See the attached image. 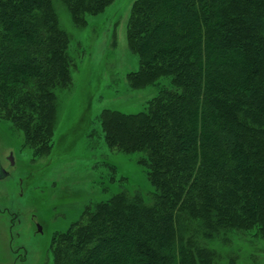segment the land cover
Segmentation results:
<instances>
[{"label": "trees", "instance_id": "obj_1", "mask_svg": "<svg viewBox=\"0 0 264 264\" xmlns=\"http://www.w3.org/2000/svg\"><path fill=\"white\" fill-rule=\"evenodd\" d=\"M55 1L83 29L115 0H0V120L37 160L76 66ZM127 38L129 87L159 92L98 121L109 150L140 155L152 191L90 200L52 235L50 264H220L214 242L264 238V0H135Z\"/></svg>", "mask_w": 264, "mask_h": 264}, {"label": "rangeland", "instance_id": "obj_2", "mask_svg": "<svg viewBox=\"0 0 264 264\" xmlns=\"http://www.w3.org/2000/svg\"><path fill=\"white\" fill-rule=\"evenodd\" d=\"M134 2L115 0L101 15L89 16L83 29L74 25L65 5L54 2L76 66L70 87L58 93L49 157L33 159L23 133L0 120V158L10 173L0 180V264H50L52 235L80 219L90 200L95 204L123 189L152 191L140 155L109 150L98 121L105 109L138 113L159 92L157 87L133 90L127 82L139 68L127 38ZM227 238L213 244L220 264H264V238L244 232Z\"/></svg>", "mask_w": 264, "mask_h": 264}, {"label": "water", "instance_id": "obj_3", "mask_svg": "<svg viewBox=\"0 0 264 264\" xmlns=\"http://www.w3.org/2000/svg\"><path fill=\"white\" fill-rule=\"evenodd\" d=\"M9 160L11 161V164L14 165V159H13V155H11V157L9 158ZM9 176V173H7L1 166V162H0V180H5L7 177ZM38 232L42 233V227L40 225L37 226Z\"/></svg>", "mask_w": 264, "mask_h": 264}, {"label": "flooded vegetation", "instance_id": "obj_4", "mask_svg": "<svg viewBox=\"0 0 264 264\" xmlns=\"http://www.w3.org/2000/svg\"><path fill=\"white\" fill-rule=\"evenodd\" d=\"M10 157H11V155H10ZM10 157H9V158H10ZM9 158H8V161H9L10 164H11V161L9 160ZM13 159H14V156H13ZM0 162H1V158H0ZM14 165H15V161H14ZM14 165L11 164V166H14ZM1 166H2V168L5 170V168H4L3 165H2V162H1ZM5 171H6L7 173H9L7 170H5ZM9 176H10V173H9ZM9 176H8L7 178H9ZM7 178H6V179H7ZM37 226H38V225H37Z\"/></svg>", "mask_w": 264, "mask_h": 264}]
</instances>
